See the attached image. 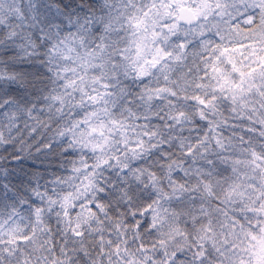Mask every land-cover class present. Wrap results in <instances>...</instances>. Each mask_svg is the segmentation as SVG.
<instances>
[{
    "label": "snow or ice",
    "instance_id": "snow-or-ice-1",
    "mask_svg": "<svg viewBox=\"0 0 264 264\" xmlns=\"http://www.w3.org/2000/svg\"><path fill=\"white\" fill-rule=\"evenodd\" d=\"M0 264H264V0H0Z\"/></svg>",
    "mask_w": 264,
    "mask_h": 264
}]
</instances>
